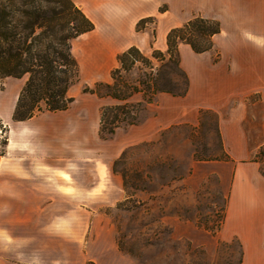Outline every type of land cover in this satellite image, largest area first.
I'll return each mask as SVG.
<instances>
[{"label":"crops","instance_id":"obj_1","mask_svg":"<svg viewBox=\"0 0 264 264\" xmlns=\"http://www.w3.org/2000/svg\"><path fill=\"white\" fill-rule=\"evenodd\" d=\"M73 1L95 23L93 30L72 42L74 52V41L81 37L80 76L109 82L114 54L112 70L118 66L117 55L127 48L137 46L143 51L148 40L153 49L135 23L158 10L155 2ZM176 8L185 21L195 15L218 20L221 31L213 37V49L203 53L181 44V66L188 74L189 89L183 96L162 92L149 103L145 111L150 115L131 125L143 131L135 142L150 140L173 125L197 124L201 109L214 112L228 158L205 162L216 167L227 202L220 230L207 241L237 240L240 264H264V175L255 160L264 147V0H176ZM165 35L157 30V39H166L167 47ZM4 79L0 118L9 132L7 153L0 156V264H133L100 211L104 203L113 205L124 196L122 181L108 163L122 149L88 157L85 166L93 171L89 179L77 173L81 164L72 156V145L55 140L57 133H69L75 125L88 126L83 109L87 99L93 108L98 105L92 115L99 134L105 99L92 93L70 95L74 101L66 110H45L28 120L13 121L26 77ZM85 144L88 150L91 143Z\"/></svg>","mask_w":264,"mask_h":264},{"label":"rangeland","instance_id":"obj_2","mask_svg":"<svg viewBox=\"0 0 264 264\" xmlns=\"http://www.w3.org/2000/svg\"><path fill=\"white\" fill-rule=\"evenodd\" d=\"M136 1L158 5L153 14L135 23L136 30L147 37L153 47L148 46L147 40L142 52L151 56L155 49L166 51V39H157V30H164L167 35L170 29L186 22L176 12V0ZM80 38L74 41L73 52L78 61ZM91 55L92 50L88 57L93 62ZM115 57L114 54L108 68L109 80L112 67L116 65ZM103 58L104 53L100 61ZM141 69L142 65L136 66L130 78H137ZM96 81V77L82 73L69 95L89 97L83 89ZM5 87V79H2L0 90ZM102 102L113 101L106 98ZM83 107L88 126L81 125L78 129L75 125L69 133H57L54 139L72 145V156L81 164L77 173L89 179L93 171L85 166L88 157L97 158L101 153L109 155L117 148L122 149L119 156L108 163L122 181L124 196L113 205L104 203L100 211L109 219L117 245L130 256L133 264L241 263V247L237 240L207 241V237L220 230L227 202L225 186L214 172L216 167L205 162L225 159L214 112L199 113L197 124L173 125L160 130L150 140L135 142L143 131L132 126H123L110 138L102 139L92 115L93 111V114L97 112L98 105L93 108L92 101L87 99ZM148 115L150 112L144 111L141 121ZM0 135L5 134L0 130ZM86 141L91 143L88 150L84 149ZM56 147L58 150V145ZM255 158L261 163L263 172L264 150H259Z\"/></svg>","mask_w":264,"mask_h":264},{"label":"trees","instance_id":"obj_3","mask_svg":"<svg viewBox=\"0 0 264 264\" xmlns=\"http://www.w3.org/2000/svg\"><path fill=\"white\" fill-rule=\"evenodd\" d=\"M94 28V22L73 0H0V81L26 76L13 121L28 120L45 110L55 112L70 107L74 97L69 95V89L80 80L72 42ZM220 31L218 20L195 15L170 29L166 51L155 49L148 56L137 46H131L120 52L111 80L98 81L83 89L85 93L113 101L101 106L100 137L108 139L117 129L138 124L147 105L162 92L185 95L189 77L181 66L180 43L203 53L213 49V37ZM137 63L142 65L141 72L137 78H130L133 69L139 66ZM137 96L139 100H135ZM207 111L201 109L200 113ZM0 130L5 134L0 135L3 136L0 156H3L7 151L9 125L1 118ZM263 150L264 147L260 152ZM223 154L227 159L228 155Z\"/></svg>","mask_w":264,"mask_h":264}]
</instances>
